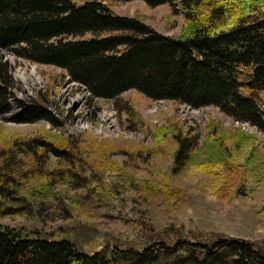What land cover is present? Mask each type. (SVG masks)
Segmentation results:
<instances>
[{"label":"trees","instance_id":"obj_1","mask_svg":"<svg viewBox=\"0 0 264 264\" xmlns=\"http://www.w3.org/2000/svg\"><path fill=\"white\" fill-rule=\"evenodd\" d=\"M123 1L129 0H81L80 4L76 0H0V51L64 69L93 96L117 100L119 110L133 118V128L141 121L135 106L118 102L128 90L195 108L215 105L264 132V0H144L149 6L170 3L173 13L182 12L184 24L178 36L165 35L136 17L112 12V3ZM86 34L90 36L83 37ZM12 83L7 62L0 60V114L9 109ZM18 101L21 110L13 119L60 124L46 105ZM55 138L47 132L45 139L39 140L46 154L50 151L62 157L53 169H43L36 162L21 166L24 157L20 150L30 152L35 160L40 145L34 141H23L15 149L0 148V164L6 163L0 169L2 215L24 213L30 218L44 209L67 213L84 209L96 216L129 219L124 215L130 212L125 204L133 196L120 197L128 194V184L134 181L127 170L112 168L107 176L96 173L76 157L71 141ZM173 138L178 139L173 163H189L190 154L185 153L188 136L174 134ZM205 153L213 152L205 149ZM220 157L225 158L223 150ZM203 166L205 160L199 163L200 169ZM40 170L48 183L35 182L22 193L23 184ZM54 179L77 182L84 188L71 195V207H65L60 197L63 193L52 185ZM148 196L151 193L142 196L145 204ZM178 200L176 195L175 205ZM164 201L167 199L160 203ZM133 219L141 230L153 229L142 218ZM19 230L0 223V264H264L260 247L235 236L217 235L206 243L176 235L143 249L106 243L88 253L67 239L31 237Z\"/></svg>","mask_w":264,"mask_h":264},{"label":"rangeland","instance_id":"obj_2","mask_svg":"<svg viewBox=\"0 0 264 264\" xmlns=\"http://www.w3.org/2000/svg\"><path fill=\"white\" fill-rule=\"evenodd\" d=\"M110 8L116 14L136 17L165 35L182 33L183 14L173 13L170 3L149 6L144 0H129L114 2ZM0 60L7 62L13 80L9 95L46 105L60 122L17 121L13 118L20 105L13 101L14 105L0 114V148L15 149L26 140L40 145L39 140L50 132L57 140L62 137L71 141L76 157L89 163L94 172L107 176L112 168H120L127 170L130 181L134 180L128 184V194H120L133 196L125 204L130 212L124 215L129 219L96 216L84 209L72 213L44 209L30 218L24 213L2 215L0 211V223L31 237L67 239L88 253L106 243L143 249L160 239L170 241L176 235L206 243L217 235L241 237L264 251V132L257 126L238 121L215 105L195 108L174 100H153L137 90H128L118 102L135 106L141 121L139 127L133 128V118L129 112L119 110L117 100L93 96L64 69L16 57L6 50L0 51ZM164 129L169 132L159 135ZM174 134L188 136L187 164L173 163L178 145ZM203 148L213 153L206 154ZM20 151L24 157L22 167L36 162L43 169H53L62 162V157L50 151L46 154L41 145L35 160L30 152ZM204 160V169H200L199 163ZM5 164L2 161L0 169ZM44 173L40 170L28 178L22 193L35 182L48 183ZM242 181L246 184L240 185ZM52 185L63 193L60 197L65 207L70 206L71 195L84 189L77 182L59 179H54ZM150 193L145 204L144 194ZM176 195L179 202L175 205ZM163 198L167 201L162 204ZM133 218H142L153 229L141 230L143 227L137 226Z\"/></svg>","mask_w":264,"mask_h":264}]
</instances>
